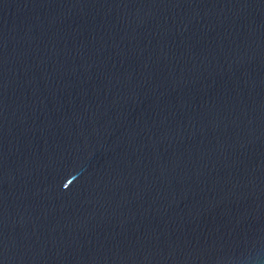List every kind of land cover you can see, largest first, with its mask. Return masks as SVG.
Returning <instances> with one entry per match:
<instances>
[{
	"label": "water",
	"instance_id": "95a60500",
	"mask_svg": "<svg viewBox=\"0 0 264 264\" xmlns=\"http://www.w3.org/2000/svg\"><path fill=\"white\" fill-rule=\"evenodd\" d=\"M0 264H264V0H0Z\"/></svg>",
	"mask_w": 264,
	"mask_h": 264
}]
</instances>
